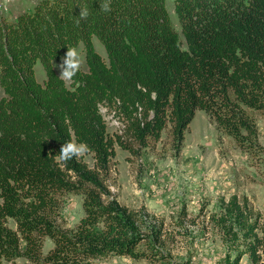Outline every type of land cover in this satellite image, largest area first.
Segmentation results:
<instances>
[{
  "label": "trees",
  "instance_id": "obj_1",
  "mask_svg": "<svg viewBox=\"0 0 264 264\" xmlns=\"http://www.w3.org/2000/svg\"><path fill=\"white\" fill-rule=\"evenodd\" d=\"M173 1L180 34L165 0H110L109 12L100 8L104 0H41L14 23H0V264L137 256L143 236L104 185L114 145L125 146L109 136L100 105L115 106L139 143L157 140L170 123L178 149L197 110L237 141L242 131L254 136L241 108H264V0ZM82 7L89 10L87 20L79 19ZM78 45L87 71L68 88L52 63ZM37 61L43 84L35 78ZM69 140L88 145L94 169L79 158L58 159ZM73 191L83 196L84 216L63 233L53 223L58 196ZM233 207L229 220L251 237L246 253L258 264L257 226ZM44 237L53 249L43 257Z\"/></svg>",
  "mask_w": 264,
  "mask_h": 264
},
{
  "label": "rangeland",
  "instance_id": "obj_2",
  "mask_svg": "<svg viewBox=\"0 0 264 264\" xmlns=\"http://www.w3.org/2000/svg\"><path fill=\"white\" fill-rule=\"evenodd\" d=\"M40 1L0 0V23H14ZM165 3L180 34L174 1ZM180 41L183 43L181 35ZM93 42L96 53L106 62L103 46L96 38ZM77 49L83 58L79 71L86 72L82 45ZM52 65L59 76V64ZM34 74L43 84L45 73L39 61ZM65 85L69 88L71 82ZM241 109L253 125L254 136L242 131L239 142L206 112L197 110L176 149L170 123L157 140L147 138L139 143L127 131L130 122L115 106L100 105L109 136H119L125 146L114 145L104 185L116 204L132 216L143 239L135 247L136 257L108 255L83 264H225L236 257L238 264H252L246 253L251 237L245 239L229 220L228 210L234 205L242 209L249 226L256 224L258 264H264V108ZM79 160L94 169L92 154L86 153ZM82 202L80 192L60 194L54 227L63 233L74 231L84 216ZM7 226L15 229L12 220ZM229 226L232 230L227 232ZM40 241L44 257L53 243L48 237ZM2 264L30 263L18 259Z\"/></svg>",
  "mask_w": 264,
  "mask_h": 264
},
{
  "label": "clouds",
  "instance_id": "obj_3",
  "mask_svg": "<svg viewBox=\"0 0 264 264\" xmlns=\"http://www.w3.org/2000/svg\"><path fill=\"white\" fill-rule=\"evenodd\" d=\"M100 8L104 12L111 11L110 0H104L100 4ZM79 19L87 20L89 17V10L86 7L79 9ZM79 23V21H77ZM83 64V58L76 47H68L64 57L61 58L59 78L65 82H71L79 72ZM90 151L85 143H76L69 140L67 143L61 145L58 152V159L62 162H67L73 158H80Z\"/></svg>",
  "mask_w": 264,
  "mask_h": 264
},
{
  "label": "crops",
  "instance_id": "obj_4",
  "mask_svg": "<svg viewBox=\"0 0 264 264\" xmlns=\"http://www.w3.org/2000/svg\"><path fill=\"white\" fill-rule=\"evenodd\" d=\"M92 42H93V39H92ZM93 46H94V42H93ZM95 48V47H94Z\"/></svg>",
  "mask_w": 264,
  "mask_h": 264
},
{
  "label": "bare ground",
  "instance_id": "obj_5",
  "mask_svg": "<svg viewBox=\"0 0 264 264\" xmlns=\"http://www.w3.org/2000/svg\"><path fill=\"white\" fill-rule=\"evenodd\" d=\"M173 9H174V8H173ZM173 9H172V10H173ZM174 15H175V14H174Z\"/></svg>",
  "mask_w": 264,
  "mask_h": 264
}]
</instances>
